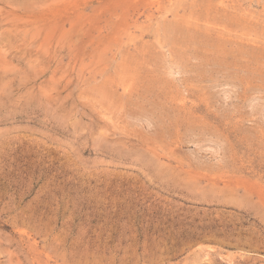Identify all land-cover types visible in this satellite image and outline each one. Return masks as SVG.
<instances>
[{"label":"rangeland","instance_id":"374dc122","mask_svg":"<svg viewBox=\"0 0 264 264\" xmlns=\"http://www.w3.org/2000/svg\"><path fill=\"white\" fill-rule=\"evenodd\" d=\"M0 264H264V0H0Z\"/></svg>","mask_w":264,"mask_h":264}]
</instances>
